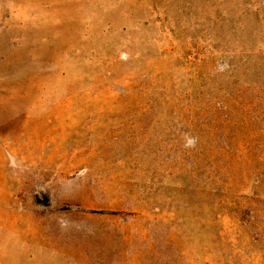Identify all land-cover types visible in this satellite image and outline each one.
Listing matches in <instances>:
<instances>
[{
	"label": "rangeland",
	"instance_id": "1",
	"mask_svg": "<svg viewBox=\"0 0 264 264\" xmlns=\"http://www.w3.org/2000/svg\"><path fill=\"white\" fill-rule=\"evenodd\" d=\"M256 35L264 0H0V264H264Z\"/></svg>",
	"mask_w": 264,
	"mask_h": 264
},
{
	"label": "trees",
	"instance_id": "2",
	"mask_svg": "<svg viewBox=\"0 0 264 264\" xmlns=\"http://www.w3.org/2000/svg\"><path fill=\"white\" fill-rule=\"evenodd\" d=\"M256 17H258L257 14H256ZM257 21L259 22L258 18H257ZM252 44L254 46H259V47L264 48V38L260 35H256V38L254 39V43H252ZM247 55H248V56H246L247 59H248V57H253L250 59L251 60V62H250L251 67L255 68L257 65V63L255 61H253V59H258L261 62H260V64H258L259 66H257L255 69L262 68L261 70H262V72H264V50L260 49V50L256 51L255 49H253V50H250V52L247 53ZM249 71H252V69H249ZM244 74L246 75L249 73H244Z\"/></svg>",
	"mask_w": 264,
	"mask_h": 264
},
{
	"label": "crops",
	"instance_id": "3",
	"mask_svg": "<svg viewBox=\"0 0 264 264\" xmlns=\"http://www.w3.org/2000/svg\"><path fill=\"white\" fill-rule=\"evenodd\" d=\"M136 260H137V258H136ZM139 261H136V263L135 264H141L142 262H140V263H138ZM127 264H129V263H127ZM143 264H145V263H143Z\"/></svg>",
	"mask_w": 264,
	"mask_h": 264
}]
</instances>
